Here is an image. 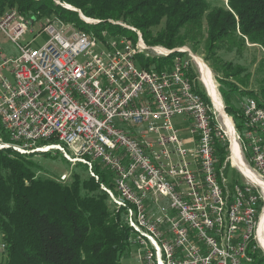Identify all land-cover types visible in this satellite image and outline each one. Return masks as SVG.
I'll return each mask as SVG.
<instances>
[{
	"label": "built area",
	"instance_id": "1",
	"mask_svg": "<svg viewBox=\"0 0 264 264\" xmlns=\"http://www.w3.org/2000/svg\"><path fill=\"white\" fill-rule=\"evenodd\" d=\"M28 34L35 36L27 43ZM0 35L19 51L6 57L0 49V117L8 138H0V151L25 156L29 148L72 146L68 162L87 166L96 180L100 163L114 185L102 189L133 225L134 258L142 264H254L242 245L264 214V183L246 169L234 137V128L245 131L264 174V112L253 100L243 103L241 124L232 122L233 141L223 123L216 131L223 145L229 140L226 160L243 169V182L234 185L232 169L217 166L206 111L178 77L177 60L170 70L146 69L120 37H88L51 19L28 22L16 9L0 13ZM44 35L46 43L33 48ZM184 115L193 121L189 138L173 123ZM8 249L0 228V264ZM253 249L264 256V231Z\"/></svg>",
	"mask_w": 264,
	"mask_h": 264
},
{
	"label": "trees",
	"instance_id": "2",
	"mask_svg": "<svg viewBox=\"0 0 264 264\" xmlns=\"http://www.w3.org/2000/svg\"><path fill=\"white\" fill-rule=\"evenodd\" d=\"M61 4L100 23L89 25L78 12ZM7 9H16L28 22L34 15L37 20L54 15L65 25L76 19L90 27L78 30L91 31L94 36L106 32L108 37H120L127 31L128 39L137 43L138 35L126 29L130 26L150 46L174 50L189 45L195 53L202 48L220 83L226 111L234 120L240 122L242 114L231 105L232 92L253 99L264 109V56L257 69L262 76L258 99L248 90L251 76H242L247 69L220 55L222 51L241 55L247 45L264 53V0H0V13ZM178 55L151 59L140 54L136 59L143 68L162 71L172 68L181 59H176ZM188 75L195 79L191 67ZM199 92L212 107L207 94ZM0 136H5L1 123ZM215 152L221 164L225 162L228 153L220 141L215 142ZM30 155L0 151V228L9 245L6 264H122L125 257L135 256L137 247L126 212L116 209L102 189V185L113 188L107 169L95 163L96 181L87 166L77 164L66 181L40 176L34 154ZM261 257L256 253L254 264H264Z\"/></svg>",
	"mask_w": 264,
	"mask_h": 264
},
{
	"label": "rangeland",
	"instance_id": "3",
	"mask_svg": "<svg viewBox=\"0 0 264 264\" xmlns=\"http://www.w3.org/2000/svg\"><path fill=\"white\" fill-rule=\"evenodd\" d=\"M61 5L64 8L68 9V10H71V11H74V12H78L80 18L81 17H85L86 19L91 20V21H95L96 20V19L88 18V17L84 16V14L80 10L75 9L74 7H71V6L66 5V4H61ZM46 19L57 20V22H61V20L56 18V16H54V15L51 16V17H45L42 20L44 21ZM36 20H37V15H34L32 21H36ZM81 20L84 21V22H87V20L86 21L83 20V19H81ZM70 25L76 26V27H78V29H80V28L84 29V30H89L90 29L89 25H87L86 23L84 24L83 22H80V21H78L76 19L74 20V23H72ZM125 27H126V25H125ZM36 28H37V26L34 27V29H36ZM128 28H131L132 30H134V31H132L130 29V31H132L136 35H138L139 31L136 28L130 27V26L126 27V29H128ZM88 32H91V31H88ZM140 34H141V37L143 39L142 33H140ZM34 36H35L34 34L33 35L28 34L27 37H26L27 43L31 42V40L34 38ZM120 37L129 38V33L127 31L123 32V34H121ZM47 40H48L47 36L44 35V36L38 38L37 42L35 44H32L31 46L33 48L34 47H37V48L41 47L42 45H44L46 43ZM147 46L152 47V48L160 47V48H163L165 51L171 52L167 57H169L173 53H181V56L178 55L176 57V59L177 58H181L184 61H189L190 62L191 71L195 74V80L198 82V87H199L200 91L203 92V93H206L207 96L209 97V95H208V93L206 91V88H205V86L203 85V83L201 81L202 75H201L200 69L197 66L196 62H195V57L201 58L204 61V63L208 66V68L210 69V71L212 73L213 80H214V82L216 84V87H217V91H218V93L220 95L221 100L223 101L222 103H223V107H224V110H225L226 114L232 119V122H234L235 124H238V125L241 124L242 118H241L240 122L239 121L237 122L236 120H234L233 117H231L227 113L226 106H225L224 99H223V95L221 93L220 83H219V81L217 79L216 74L213 72V70L209 66V63L206 62L205 53L202 50V48L199 50L198 53H195V52H193V50L191 49V46H189V45L184 46L182 48H177V49H174V50H169L166 47L161 46V45H151V46L147 45ZM0 49H2V52L4 53V55L6 57H16V56L19 55V51L16 48V46L14 44H12L11 42H9L7 39H5L1 35H0ZM220 55L223 56L222 58L224 60L235 62L236 64H239V65H241V66H243V67H245L247 69V72L244 75L242 74V76H245L246 74H248L249 77L251 76V84H250L248 90L255 92V94H254L255 97H257L258 99L259 98L261 99V91H260L261 83L258 80H260V78L262 76L258 75L257 69H258V65H259L260 61L263 59V56H264L263 51L259 47H255L253 45H247V47L242 50V54L241 55H236L234 53L233 54H226L224 51L220 52ZM153 56L154 55H152L151 59H154V58L155 59H161V57H153ZM167 57H162V58H167ZM144 59H145V56H144ZM170 69H172V68H170V66H167L166 69H163V70H170ZM230 82H233V83L237 84L235 79H230ZM241 89L244 90V87L241 86ZM230 96H231V105L235 108L236 111H238L239 114H242L243 103L246 101V99H247L246 97L247 96H244V95H242V94H240L238 92L237 93L232 92V93H230ZM210 101H211V104H212V107H213L214 104H213L211 99H210ZM216 116L218 118L217 119L218 122L222 123L220 117L217 114H216ZM173 123L175 125H177V128L179 129L180 136L182 138H189L190 137L189 128H191L192 121H191V119L188 116L184 115L182 117H177V118H175L173 120ZM180 123H182L185 126V128H183V127L180 128L178 126ZM125 128L128 129V130H137V129H139V126H136V127H128V126H126ZM225 132H227L226 129H224V133ZM5 138H7V137L4 136L3 139H5ZM6 140H8V138ZM6 140H4V141H6ZM228 141H226V143L224 145L226 147V150H227V148H229V142ZM66 149L71 154V151L69 150V148L66 147ZM12 151L17 153L14 150H12ZM25 156H31V155H25ZM32 157H33L34 161H36L38 163V165H39V169H40L39 173L41 174L40 176L44 175V176H50L52 178H62L64 175L69 176L71 169L74 167L73 165L68 163L65 159H63V156L60 155V153H57V151L51 152L50 155H43V153H38V154H34V156H32ZM93 171H94L95 176H97L95 170H93ZM230 175L233 176V178L235 180H238L239 182H243V180L241 179V175L239 174L237 169L232 168V170L230 171ZM97 177H98V180H96V181H99V176H97ZM68 179H66V181ZM112 180H113V178H112ZM112 180H111V183H112ZM112 186H113L112 189H114L113 183H112ZM165 203L168 204V202H165ZM133 255L134 254L132 253V255H129V256L125 257L123 259V261H122V264H142L141 262H138L133 257Z\"/></svg>",
	"mask_w": 264,
	"mask_h": 264
},
{
	"label": "bare ground",
	"instance_id": "4",
	"mask_svg": "<svg viewBox=\"0 0 264 264\" xmlns=\"http://www.w3.org/2000/svg\"><path fill=\"white\" fill-rule=\"evenodd\" d=\"M86 23L89 25H97L99 24V21H95L92 23L91 20H87ZM68 27L73 29L74 32L86 34L88 37H95L94 33L83 31V30H78L75 28L76 26L74 27L72 25H68ZM105 33L106 32H103V34ZM131 41L128 38L120 37V42H126V43H129V45H131V53L136 55V57L140 54H144L147 57H152V55H154L153 57L162 58V57H167L171 53L169 51H148L146 46H144L146 45V43L143 41L140 32L138 33L137 43H132ZM142 42H144V45ZM195 62L200 69V72L202 75L201 81L206 88V91L210 97L209 99H211L214 104L213 107H211L210 104H207V102L204 100L203 96L199 92L200 90H198L197 81L195 79H192L190 75H188V71L191 67V64L189 61H184L182 59L177 60V66L179 67V69H182V70H178V77L184 78V80H186V85L188 86L189 90H191V93L193 94L194 98H196L197 102L201 104V107L203 108V110L206 111L207 121L209 124L208 135L213 136V147L215 149V142L216 141L221 142L220 135H216V131H218L219 129V122L217 120L218 118L216 114L220 117L221 122L224 125H226V127L228 128L232 141L234 139L233 138V124H232L231 118L226 114L224 110L223 103H222L223 101L221 100L220 95L217 91V87L213 80V76H212L210 69L204 63V61L199 57H195ZM253 102H254V109H259V111L264 112V109L261 108L257 102H255L254 100ZM0 123L2 126V117H0ZM234 137H237V142H239V146L240 148H242V153H244V156L247 157L246 158V169L250 170L251 175H259V182L264 183V174H262V167H260V163H258L255 160V156H252V148L250 147L249 139H247L245 136V131H242L241 128H234ZM48 145H57V138L48 137ZM66 147L69 148V150L71 151V154H74V147L72 146H65V151H57V153H60V155H62L63 158L65 159H66V154H70L67 151ZM233 150L234 152H236L235 150L237 149L233 147ZM49 152H50V148L26 149V155L38 154V153L44 154V153H49ZM227 152H228V148H227ZM66 160L68 161V159ZM217 166H223V169H229V168L237 169L239 174L241 175V179H243V169H241V164L239 161L225 159V162L221 164L218 158ZM234 185H241V182L236 183ZM219 196H227V187H219ZM129 227L131 229V232L133 233V225H129ZM263 231H264V214L262 215L260 223H252L250 232H248L247 237H246V243L242 245V254L248 260H255L254 255L258 253V251L254 250L253 246L257 242L258 237H260V235L263 237Z\"/></svg>",
	"mask_w": 264,
	"mask_h": 264
},
{
	"label": "crops",
	"instance_id": "5",
	"mask_svg": "<svg viewBox=\"0 0 264 264\" xmlns=\"http://www.w3.org/2000/svg\"><path fill=\"white\" fill-rule=\"evenodd\" d=\"M180 117H182V116H180ZM177 118V117H176ZM192 125H193V121H192ZM192 125H191V127H192ZM176 127H177V125H175ZM180 128L181 127H183V128H185V126L182 124V123H180L179 125H178ZM190 129V128H189Z\"/></svg>",
	"mask_w": 264,
	"mask_h": 264
}]
</instances>
